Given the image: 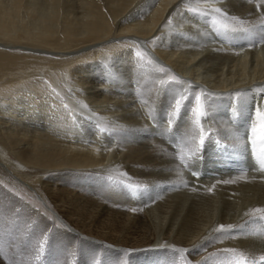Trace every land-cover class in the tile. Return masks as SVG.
<instances>
[{
  "label": "bare ground",
  "instance_id": "1",
  "mask_svg": "<svg viewBox=\"0 0 264 264\" xmlns=\"http://www.w3.org/2000/svg\"><path fill=\"white\" fill-rule=\"evenodd\" d=\"M99 1L85 2L80 19L61 22L55 0V15L31 29L13 19L22 0L10 10L0 6L4 42L31 38L26 54L0 51V68L44 67L51 85L30 80L10 92L0 87V95L33 90L23 115L42 111L40 122L54 132L14 128L0 135L14 158L0 155V165L52 208L45 215L0 183V264L264 258L257 225L264 177L244 166V173L200 180L205 188L191 185L201 158L241 155L246 126L264 151V0H107L106 8ZM242 30L259 41L239 46L232 35L224 38ZM130 45L139 49L134 55ZM252 108L254 127L241 122ZM60 123L70 136L55 132ZM81 129L90 131L86 142Z\"/></svg>",
  "mask_w": 264,
  "mask_h": 264
},
{
  "label": "rangeland",
  "instance_id": "2",
  "mask_svg": "<svg viewBox=\"0 0 264 264\" xmlns=\"http://www.w3.org/2000/svg\"><path fill=\"white\" fill-rule=\"evenodd\" d=\"M24 1V2H23ZM34 1V2H33ZM41 1V2H40ZM55 0H22L21 2V5L19 6V13L18 15L14 13V17L13 19H15V21H18L19 25L21 24L24 28V26H27L25 28H29L31 29L33 26H36L37 24L41 23L44 19L48 18V17H52L53 15H55V5H54V2ZM61 2V7H62V11L59 13L60 14V17L59 19L61 20V22H63L64 20H70L71 18L74 20H76L78 18V16L82 17L83 16V8L84 6L86 5V3L88 2V0H60ZM77 1V2H76ZM86 2V3H85ZM100 5H103L104 8H106V4H107V0H100L99 1ZM10 4V5H9ZM63 4V5H62ZM84 4V5H82ZM76 5V6H75ZM0 6H2V8H6L8 10H10V8H12L13 6V0H0ZM21 7V9H20ZM50 8V9H49ZM53 8V10H52ZM43 9V10H42ZM47 9V10H46ZM47 11V12H46ZM188 11V10H187ZM186 11V12H187ZM26 12V13H25ZM50 12V14H49ZM199 12V11H198ZM197 10H196V13H198ZM32 13V14H31ZM49 16H47L48 14ZM52 13V14H51ZM25 14V15H24ZM35 14V15H34ZM40 14V15H39ZM47 14V15H46ZM62 15V16H61ZM65 15V16H64ZM26 16V18H24ZM29 16V17H28ZM40 16V17H39ZM80 17L78 19H80ZM71 19V20H72ZM25 20V21H24ZM33 20V21H32ZM36 20V21H35ZM39 20V22H38ZM124 20V19H123ZM24 21V22H22ZM35 21V22H34ZM122 21V20H121ZM28 23V24H27ZM29 25V27H28ZM21 26V27H22ZM22 28V30H23ZM231 29V28H229ZM232 30V29H231ZM20 38V37H19ZM23 38V39H22ZM259 38V36L257 37ZM31 38H28V41L22 36L20 38V41L19 43H12V42H4L6 41L5 39H2L0 37V51H5V52H8V53H19V54H26L24 53L25 51L27 52V50L23 49V48H29L27 42H29ZM26 41V42H25ZM9 43H12L11 45H8ZM22 43V44H21ZM16 44V45H15ZM18 44V45H17ZM25 44V45H23ZM18 46V47H17ZM21 47V48H20ZM3 48V49H1ZM133 48H136V49H133ZM138 47H135V45H130L128 48H127V53L129 52L131 55H134L135 52H138L139 49H137ZM6 49V50H5ZM229 51H233L232 49H230ZM30 53V52H29ZM131 55L127 54L126 56V59L130 62V64H134L133 61L131 60ZM101 60V61H100ZM104 59L103 58H99L97 59V61L100 63L102 62ZM15 68V69H13ZM18 69V68H17ZM16 67H13V66H6V67H3V68H0V87H3V91H7V92H10V90H18V88L23 87L24 88V85L30 81V80H34L35 82L38 83V85L40 87L45 88L46 86H51V85H48L49 84V81L47 82V79L45 80V75L44 74H47L48 75V69L47 68H44V67H41V69H37V68H32L31 65H23L20 69L17 70ZM153 69V68H152ZM38 70V71H37ZM43 70V71H42ZM34 71V72H33ZM36 71V72H35ZM42 71V72H41ZM11 72V73H10ZM20 72V73H19ZM49 72L51 73H54V70H49ZM10 73V74H8ZM19 73V75H17ZM33 73H38L37 76H33L32 74ZM3 74V75H2ZM5 74V75H4ZM22 74V75H21ZM30 74V75H29ZM42 76H41V75ZM24 75V77H23ZM26 75V76H25ZM46 75V76H47ZM9 76V77H8ZM15 76V77H14ZM19 76L21 78H19ZM28 76V77H27ZM39 76V77H38ZM44 76V77H43ZM15 79H14V78ZM11 78V79H10ZM33 78V79H32ZM35 78V79H34ZM2 79V80H1ZM3 79H7V81L5 80L4 82ZM20 81H19V80ZM23 79V81H22ZM25 79V80H24ZM13 81V82H12ZM27 81V82H26ZM17 82H18V85H17ZM22 82V83H21ZM108 82V81H106ZM15 83V84H14ZM6 84V85H4ZM22 84H24L22 86ZM41 84V85H40ZM43 84H47V85H43ZM14 85V86H13ZM58 86H61V81L57 83ZM10 86V87H9ZM13 86V87H11ZM16 86V87H15ZM13 88V89H12ZM9 90V91H8ZM133 90H135V86L133 85ZM33 92L32 91H29L24 93V94H20L18 95L17 97H12L10 95H0V135H3V133H7L9 131L11 132H24L26 131L27 129H31L29 130L31 133L34 132L35 130H42L44 132L46 131H51L52 134L54 133L52 130H46L47 126H48V122H44V123H41V119L40 118H44L43 115L44 113H42V111H40V115L39 117H31V115L28 116H25L23 115L24 111H26V109L32 105H29V98H30V93ZM36 93H39L36 92ZM24 95V96H23ZM25 95H28L29 98H27V96ZM6 97V98H5ZM12 98V99H11ZM19 98V100H18ZM137 100L140 102L141 98L140 97H136ZM5 99H7L6 102H3L5 101ZM25 99V100H24ZM12 100V101H11ZM3 102V103H2ZM27 105H26V104ZM7 106H6V105ZM139 106L142 105V100L140 103H138ZM19 106V108H18ZM25 107V108H24ZM27 107V108H26ZM15 109H20L16 114H15ZM14 110V113H10L11 111ZM9 111V112H8ZM3 112L5 114H3ZM76 114L80 115V111H77L75 110ZM144 111H142L141 109V113H143ZM145 114V112H144ZM9 116V117H8ZM22 116H24L25 119H22ZM18 118H21L18 119ZM18 120V121H17ZM25 120V121H24ZM38 120V121H37ZM57 120H60V118L58 117ZM5 121V122H4ZM2 122V123H1ZM4 122V123H3ZM9 122V123H7ZM20 122V123H18ZM22 122V123H21ZM112 122V120H111ZM18 123V124H17ZM55 123V122H53ZM60 123V125L58 126L56 124L55 126V132H58L59 134L61 135H69V130L66 131L64 130V133L63 132V128L65 127V124L63 123ZM17 125V127H15ZM22 125V126H21ZM28 125V126H27ZM105 125V123H104ZM14 126V127H13ZM19 126V128H18ZM25 126V127H24ZM63 126V127H62ZM66 126H68L66 124ZM35 127H38V129H35ZM59 127V128H58ZM101 127V126H100ZM16 130H15V129ZM21 128V129H20ZM24 128V129H22ZM102 128V127H101ZM8 129V130H7ZM11 129V130H10ZM57 129H60L57 131ZM73 129V128H71ZM27 130V131H28ZM62 130V131H61ZM6 131V132H5ZM63 134H62V133ZM169 132V131H168ZM167 132V133H168ZM10 133V132H9ZM79 134H83L84 137H80V140L81 141H84L86 142L88 140V133H90V131L88 130H79L78 131ZM70 136V135H69ZM77 138L76 141H79V137H75V139ZM75 141V140H74ZM75 141V142H76ZM105 143V142H104ZM168 145H171L170 143ZM104 146V147H103ZM103 147L105 148L106 147V144H101L100 148ZM102 149V148H101ZM0 155H4L5 157H7V162L8 161H13L14 158L13 156L11 155V151L7 150L6 147H4V145L2 144V142H0ZM11 156V157H9ZM2 167V168H1ZM14 167V166H12ZM5 168V169H4ZM10 167L7 165V167L5 166H2L0 165V183L10 189L12 192H14L19 198H21L22 200H24L26 203H29L33 208H35L36 210H43L44 214L47 215V214H51V206L48 204L47 200L44 199V197L42 198L41 195H37L35 194L31 189H29L22 181V177L20 176H17L15 173H13L12 171H10ZM6 172V173H5ZM2 174V175H1ZM22 188V189H21ZM17 189V190H16ZM29 192V193H28ZM28 193V194H27ZM32 194V195H31ZM41 197V198H40ZM33 200V201H32ZM45 200V201H44ZM42 212V213H43Z\"/></svg>",
  "mask_w": 264,
  "mask_h": 264
}]
</instances>
